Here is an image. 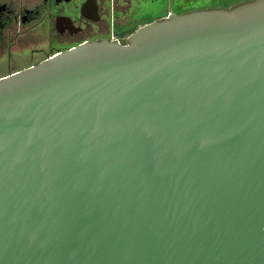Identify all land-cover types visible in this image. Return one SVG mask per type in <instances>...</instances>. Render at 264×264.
<instances>
[{"label":"water","instance_id":"water-1","mask_svg":"<svg viewBox=\"0 0 264 264\" xmlns=\"http://www.w3.org/2000/svg\"><path fill=\"white\" fill-rule=\"evenodd\" d=\"M0 264H264V0L1 77Z\"/></svg>","mask_w":264,"mask_h":264},{"label":"flooded vegetation","instance_id":"flooded-vegetation-1","mask_svg":"<svg viewBox=\"0 0 264 264\" xmlns=\"http://www.w3.org/2000/svg\"><path fill=\"white\" fill-rule=\"evenodd\" d=\"M248 0H0V78L73 47L128 44L153 21Z\"/></svg>","mask_w":264,"mask_h":264}]
</instances>
